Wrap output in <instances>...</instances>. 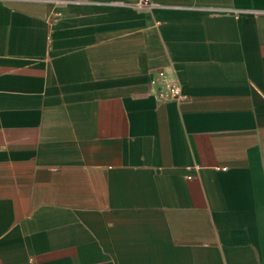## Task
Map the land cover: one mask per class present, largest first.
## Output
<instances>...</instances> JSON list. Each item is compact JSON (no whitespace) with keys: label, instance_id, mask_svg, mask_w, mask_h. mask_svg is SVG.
<instances>
[{"label":"crops","instance_id":"obj_1","mask_svg":"<svg viewBox=\"0 0 264 264\" xmlns=\"http://www.w3.org/2000/svg\"><path fill=\"white\" fill-rule=\"evenodd\" d=\"M136 1L0 0V264H264V0Z\"/></svg>","mask_w":264,"mask_h":264},{"label":"built area","instance_id":"obj_2","mask_svg":"<svg viewBox=\"0 0 264 264\" xmlns=\"http://www.w3.org/2000/svg\"><path fill=\"white\" fill-rule=\"evenodd\" d=\"M135 5L139 9H149L153 5V2L152 0H137ZM153 83L157 85L155 94L160 101L184 98L180 82L165 69L158 70Z\"/></svg>","mask_w":264,"mask_h":264}]
</instances>
